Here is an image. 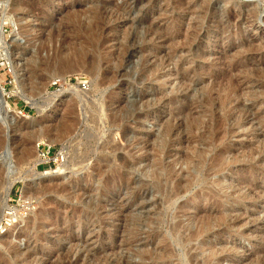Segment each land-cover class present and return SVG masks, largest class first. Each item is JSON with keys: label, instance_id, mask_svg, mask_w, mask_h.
Segmentation results:
<instances>
[{"label": "rangeland", "instance_id": "obj_1", "mask_svg": "<svg viewBox=\"0 0 264 264\" xmlns=\"http://www.w3.org/2000/svg\"><path fill=\"white\" fill-rule=\"evenodd\" d=\"M0 31V264H264V0H0Z\"/></svg>", "mask_w": 264, "mask_h": 264}, {"label": "bare ground", "instance_id": "obj_2", "mask_svg": "<svg viewBox=\"0 0 264 264\" xmlns=\"http://www.w3.org/2000/svg\"><path fill=\"white\" fill-rule=\"evenodd\" d=\"M178 1V0H177ZM182 1V0H181ZM112 6H114V5H112ZM124 6V5H123ZM110 8V7H109ZM117 8V7H116ZM119 10V9H118ZM205 11H207V9L205 8L204 9ZM120 11V10H119ZM118 12V11H117ZM120 13H121V11H120ZM110 15V14H109ZM150 27V26H149ZM184 29V28H183ZM148 33L149 34H157V30L156 29H154L153 27H150V28H148ZM109 32V31H108ZM0 34H2V32L0 31ZM4 34V33H3ZM161 39V38H160ZM154 44V43H153ZM1 54V53H0ZM109 54V53H108ZM127 54V48L124 46V47H122L120 50H119V52H117L116 53V57L114 58V60L113 61H115L114 62V65H115V67L116 68H119V67H121V65H122V62H123V60H124V57H125V55ZM4 57V56H3ZM109 57V56H108ZM1 58V57H0ZM112 62V61H111ZM228 64V63H227ZM11 65V64H10ZM228 66V65H227ZM226 66V67H227ZM11 67V69L13 68L12 67V65L10 66ZM10 67L8 66V68L10 69ZM90 69V68H89ZM16 70V69H15ZM14 70V71H15ZM18 70V69H17ZM19 71H16L15 72V81H16V84H18V82H19V76H21L19 73H18ZM93 74V73H92ZM154 74V73H153ZM156 74V73H155ZM169 75V74H168ZM183 76H188V72H183V74H182ZM61 76H63V75H58V76H55L54 78H53V80H50L49 82H52L53 83V81L55 80V79H57L58 77H61ZM154 76V75H153ZM22 78V77H21ZM159 79V78H158ZM21 80V79H20ZM21 82V81H20ZM19 82V83H20ZM55 82V81H54ZM18 86H20V85H18ZM6 93H5V90H4V88L0 85V95L4 98L6 95H5ZM0 115L1 116H3L2 115V112L3 113H5V114H7V113H9L12 117H13V113H15L14 112V110L11 108V106L7 103V101L4 99V101L3 102H0ZM11 118V117H10ZM14 119V118H13ZM0 121H1V119H0ZM184 141V140H183ZM52 142H54V141H52ZM262 160V159H261ZM37 163H39V158H37ZM64 165H66V162L62 165V167L64 166ZM36 166V163H35V165H34V167ZM172 172H170V174H171ZM45 174H48V172H45ZM174 178V177H173ZM171 181V180H170ZM11 185V184H10ZM9 185V186H10ZM11 187V186H10ZM10 187H9V189H10ZM186 187V186H185ZM7 189V188H6ZM168 189V188H167ZM6 192H7V190H6ZM8 193V192H7ZM63 193V192H62ZM174 194V193H173ZM5 195V194H4ZM2 202H3V200H2ZM2 206V205H1ZM35 215V214H34ZM35 217H36V215H35ZM40 217V218H39ZM4 218V217H3ZM30 219V218H29ZM38 220L39 219H44V213H43V211L42 212H40L39 213V215H38V218H37ZM32 221H33V219H32ZM32 221H30V222H32ZM37 221V220H36ZM41 221V220H40ZM44 221V220H43ZM42 221V222H43ZM30 222H28V223H30ZM35 222V221H34ZM41 222V223H42ZM32 224V223H31ZM36 224V223H35ZM0 229H2V228H0ZM30 231V230H29ZM18 238V237H17ZM192 238V235H190V236H188L186 239L187 240H190ZM16 240V239H15ZM6 241V240H5ZM30 241V240H29ZM179 241V240H178ZM11 242V241H10ZM2 243V242H1ZM5 244H7V243H5ZM8 245H10L9 243H8ZM13 246V245H12ZM20 248V247H19ZM211 248V247H210ZM16 249V248H15ZM10 250V249H9ZM29 250V249H28ZM33 250V249H32ZM212 252V251H211ZM23 253V252H22ZM27 253V252H26ZM15 254V253H14ZM19 256V255H18ZM163 256V255H162ZM26 259V258H25ZM170 259V258H169ZM206 260H204L203 261V263L205 262Z\"/></svg>", "mask_w": 264, "mask_h": 264}, {"label": "built area", "instance_id": "obj_3", "mask_svg": "<svg viewBox=\"0 0 264 264\" xmlns=\"http://www.w3.org/2000/svg\"><path fill=\"white\" fill-rule=\"evenodd\" d=\"M6 68L9 69L7 64H6ZM79 87L81 88V90H86L87 84L85 82H82L79 84ZM37 154L39 158L38 165L43 167H48L50 170L52 167L62 166L66 162L65 152H61V153L59 152L57 154H53L52 149L50 147L46 149L39 148Z\"/></svg>", "mask_w": 264, "mask_h": 264}, {"label": "water", "instance_id": "obj_4", "mask_svg": "<svg viewBox=\"0 0 264 264\" xmlns=\"http://www.w3.org/2000/svg\"><path fill=\"white\" fill-rule=\"evenodd\" d=\"M3 101H4V98L0 95V102H3ZM2 115L5 116L6 119L11 120V118L9 117V113L5 114V113L2 112ZM0 119H1V115H0ZM13 121H15V119H13Z\"/></svg>", "mask_w": 264, "mask_h": 264}]
</instances>
